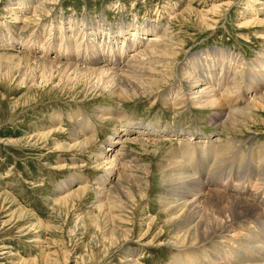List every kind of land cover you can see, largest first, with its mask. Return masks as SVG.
<instances>
[{
	"label": "rangeland",
	"instance_id": "374dc122",
	"mask_svg": "<svg viewBox=\"0 0 264 264\" xmlns=\"http://www.w3.org/2000/svg\"><path fill=\"white\" fill-rule=\"evenodd\" d=\"M102 21L116 32L124 25L126 29V25L136 24L148 31L154 26L151 36L141 35L147 40L138 44L137 52L128 53L130 58L141 54L138 62L129 64H138L140 69L135 66L130 71L159 72L151 79L154 95H124L118 101L97 87L101 82L96 75L59 66L61 61L74 64L75 60L60 58L58 48L52 50L54 40L60 43L65 37L67 46L81 47L83 57L93 50L92 45L108 49L109 39L103 41L102 36L108 27ZM98 22L105 28H98L101 35L97 36ZM21 43L24 49L17 47ZM47 46L51 47L48 59L44 50ZM207 54L239 71L240 84L221 88L224 106L165 103L168 95L175 98L178 89L184 100L188 88L179 74L195 55L203 60ZM41 58L57 68L50 69L48 75ZM259 59L264 60V0H0V264H131L125 258L129 249L141 252L136 264H169L174 255L170 243L173 230L165 223L159 202L165 191L160 168L165 154L188 142V134L218 137L220 146L229 141L234 144L235 156L248 154V165L241 171L242 187L250 186L245 195L235 194L234 183L217 188L214 178L207 182L205 177L203 181L210 182L213 190L229 195L234 192L235 197L252 201L264 211V179L257 176L255 167L264 148V100L249 106L246 97L251 95L244 72L249 65L260 63ZM78 61L79 68L86 66L82 59ZM117 67L124 70L122 64ZM221 73L228 81L234 72ZM100 109L128 115L120 123L124 128L159 125L187 134L150 137L148 140H156L154 144L123 140L122 145L114 146L118 155L125 146L119 163L126 165L123 174L131 180L125 181L134 187L130 191L136 197L135 201H126L129 209L122 213L127 224L123 226L131 233L117 243H112L107 234L105 239L96 226L102 213L95 190L99 179L108 175L101 163L105 157L112 160L116 155L107 148L121 125L96 117ZM85 120L93 130L80 129ZM76 132L84 133L83 139L91 140L90 146L80 143L74 147ZM199 140L194 141L201 143L197 153H210V146L205 148ZM250 150L259 156L251 155ZM147 175L150 184L145 183ZM127 184L123 185L129 188ZM138 190L145 194L143 199ZM148 218L158 219L149 233ZM249 219V227L255 230L257 218ZM254 230H243V238L249 235L247 240L261 241L262 229ZM162 232L164 237L150 245L140 241L143 235L148 242Z\"/></svg>",
	"mask_w": 264,
	"mask_h": 264
},
{
	"label": "bare ground",
	"instance_id": "6f19581e",
	"mask_svg": "<svg viewBox=\"0 0 264 264\" xmlns=\"http://www.w3.org/2000/svg\"><path fill=\"white\" fill-rule=\"evenodd\" d=\"M36 10L37 9H35V11ZM102 23L105 24L104 26H107L108 28L104 29L105 27H103V25L98 22L95 33L97 36L98 34H100L98 28L104 29V31L106 30L107 34L102 36H104L103 41L109 39L108 49L105 50L101 47L100 50L98 49L97 45H92L93 50L89 51L83 57L81 52L83 50H81V47L77 46L74 49L67 46L65 44V42H67L65 37L60 40V43H58V40H54L52 50L58 48L57 51L59 52L60 58L63 57L67 59L69 58L70 60H75L74 64H70L69 62V64L65 62L63 63V61H61L59 63L61 65L59 66L65 69L67 68L66 70H71V68H74V71L78 73L83 72L88 73L91 76L96 75L97 79H99L102 84L97 87L99 89L103 88L102 91L104 93H110L114 98H117L118 101L120 97L124 95H126V97H133L137 95H154L155 92L154 88L151 87V79H154L153 76L157 75L159 72H149V69L148 72H146L147 70L145 72H141L137 69L136 70L138 72H135L136 70L130 71V69L134 68L135 66L139 67L138 64L129 67V64L137 61L138 57L141 54H139L138 52L136 55H133V57L131 56L132 58H130L128 54L130 52H137L139 48L138 44H140L144 40H147L143 37L141 38V35L151 36L150 33L154 31V26L152 28H149L150 31H148L146 27L142 28V26H136V24L126 25L127 28L125 29V25L121 24L124 26H121L118 32H116L113 28H111V26L107 25L105 21H102ZM84 24L85 26L88 25H86V23ZM131 29L135 31V34H132ZM72 32H74V30H72ZM130 36L133 38H129ZM96 39L94 40L96 41ZM71 40L72 39H70V42ZM115 40L116 42H114ZM74 44L77 43L74 42ZM120 44H122V47H119ZM17 47L19 49H22L24 45L21 43ZM50 48V46L44 48V50L47 49L45 52V57L47 59L49 53L51 54ZM74 51L77 52V54H75L77 56H73ZM209 56L210 55L207 54L206 58L203 59L205 60L204 63L203 60L199 58V55H195L193 57V61H190L187 65L185 64L184 70H181L179 74L181 77L180 80L181 82L184 81L185 85L188 88L187 94L185 95L186 99L184 98L183 100L181 98L183 96H180L181 93H179L178 89L175 90V92L173 91L174 94L172 92L175 98H170V96L168 95L165 98V103L169 104L170 106H177L191 102L193 106H201L202 108H216L219 105H223L221 104V88H224V86L226 87L228 85L236 86L240 84L237 82V79H239L237 76V72L239 71H237L238 68H235V71L228 68V66H231L230 63H227V66L225 63H222V61H216L215 58L210 59ZM79 58L85 61L83 62L84 65H86L84 68H79L77 64L79 63ZM42 59L43 58H41V61L44 63L43 67H45L47 73L50 69H54L56 67L53 65L50 66V63H47ZM259 62L260 63L258 64L255 63L254 65H249V69L247 71H244L248 76L247 82H249V85H247V89L249 91V95H251V97L249 96V98L246 97L249 106H255L261 100H264V60L259 59ZM120 64L123 65V71L119 69V67H117ZM142 70L144 71V68H142ZM221 72L234 73L233 75L232 73L229 74L230 77L227 78L229 80L225 81L224 77L226 75L225 73L222 74ZM179 87L181 88V86ZM178 96H180L179 99ZM113 109H100L96 117L98 116V118L103 121L115 120L120 124L122 122L121 120L128 116L124 112L121 113L120 111ZM216 117L217 116H215V118ZM134 121L135 120H133V122ZM120 125L121 126L115 129V137L110 139L109 143L111 142V144L109 148H107L108 152L113 151L114 153H116V155L112 160L110 158L109 160L108 157H105L106 160L101 163L104 167H107L106 172L108 173V175L106 176V178H101V180L99 179V182L97 183V190H95L99 203V210L102 213L100 215L101 219L96 222V226L99 230L103 231L105 239H107L105 234L110 237L112 243H117L120 237L125 238L130 235L131 232L127 230L128 227L126 228V226H123L124 224H126V219L124 220L122 213L125 214L128 212L127 210L129 209V206L127 204L129 202L126 204L127 200H136L134 192L130 191L135 190L134 187L130 184H127V182L125 181L126 178L131 180V178L123 174L126 165L123 166L120 164V160H122L123 158L119 159V157L123 156V153H125V146H121L123 143L122 141L129 140L130 142L132 141V143L139 142L147 145L149 142L151 144H154V142H156V140L152 138L148 140L150 137L159 136L160 138H163L170 135L175 137H185L187 135L181 130H170L169 128L164 129L159 125H147L144 127H138V124L134 125L133 128H124V125ZM116 126L118 125L116 124ZM89 128H92V125L90 121L85 120L83 127L80 129ZM80 133L76 132L73 136L72 141L76 142V144H74V147L80 146V143L83 147L90 146L91 140L83 139L84 133ZM196 139H200L199 141H203L205 148L207 146H210L209 149L211 150V152L208 153L203 151L201 154L197 153L199 150L197 151L196 148L200 142H194ZM217 140H220V138L218 139L217 137L213 139V137H209L203 134L202 136L201 134L199 136L188 134V142L186 144H181L182 147L180 145L179 149L172 148L163 157L164 162L162 163L164 164L160 168V177L165 191L163 192L162 198L159 202L161 203L162 213L166 218L165 223L173 230V238L170 243L173 247L172 249L174 251V255L172 256L173 260L169 264H264V211L259 209L260 207H257L252 201L235 197L234 192H231L232 194L229 195L222 191L213 190L210 187V182L213 181V179L211 178H214V182L216 183L217 188H225L228 184L234 183V189L236 190L235 194L239 193L238 195H245V191H248L250 186L246 188H244V186L242 187L243 182L241 180V177L243 175L241 176V171L245 168V166L248 165V154H246L247 156H235L236 148H234V144L229 141L228 144L223 143L224 145L220 146L216 143ZM120 142L121 153L119 154V156V152L115 150L116 148L114 146L119 144ZM72 147L73 146H71L69 149H71ZM253 154L257 157L259 156L258 154L251 151V155ZM259 154L260 159H258V163L257 165H255V167L256 170H258L257 176L264 179V148H262ZM110 156L113 157V154H111ZM119 165L121 167H119ZM224 167L227 170H225ZM115 168H117V170ZM119 168H121V170ZM248 169L249 168H247V170ZM202 175H204L203 178H201ZM205 177H207V182L210 181V179L211 181L209 183H204L206 182L203 181ZM79 179L83 178L79 177ZM122 181L131 189L125 187ZM145 183H151V179L148 178V175L147 177H145ZM109 185L112 186L109 187ZM123 190L126 191L127 195L124 194ZM138 194L142 199L145 197V194L141 190H138ZM126 196H128V198H126ZM118 212H120L121 215L118 216V214H116ZM251 217L257 218L256 229H262V236H260L262 239H260L261 241L247 240L248 238L250 239L249 235L247 236V239L243 238V230H254V228L251 229L249 227L251 225V223L249 222V218ZM148 220H150L151 222L148 230L149 233L154 223H156L155 221L158 219L148 218ZM249 233L250 232H248V234ZM164 235L165 234H163V232L159 233L152 240H148V242L145 241L146 235H143L140 238V241L150 245L157 239L164 237ZM138 252H140V250H125V258L128 259L127 262L136 264L138 262V259H136L139 254Z\"/></svg>",
	"mask_w": 264,
	"mask_h": 264
}]
</instances>
